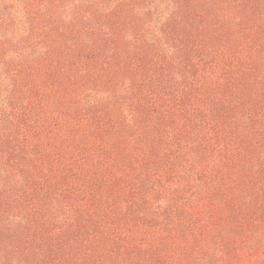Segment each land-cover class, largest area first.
<instances>
[{
	"label": "rangeland",
	"instance_id": "374dc122",
	"mask_svg": "<svg viewBox=\"0 0 264 264\" xmlns=\"http://www.w3.org/2000/svg\"><path fill=\"white\" fill-rule=\"evenodd\" d=\"M0 264H264V0H0Z\"/></svg>",
	"mask_w": 264,
	"mask_h": 264
}]
</instances>
